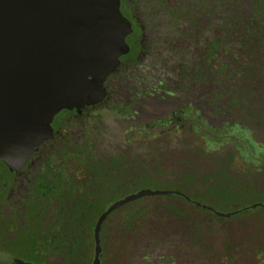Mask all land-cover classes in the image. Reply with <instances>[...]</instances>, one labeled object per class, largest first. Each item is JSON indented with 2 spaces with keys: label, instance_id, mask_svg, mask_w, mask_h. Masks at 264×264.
<instances>
[{
  "label": "flooded vegetation",
  "instance_id": "obj_1",
  "mask_svg": "<svg viewBox=\"0 0 264 264\" xmlns=\"http://www.w3.org/2000/svg\"><path fill=\"white\" fill-rule=\"evenodd\" d=\"M120 8L128 49L102 98L18 167L0 159V264H255L211 218L212 197L196 198L226 149L208 151L192 126L264 128V0ZM146 177L160 187L136 188Z\"/></svg>",
  "mask_w": 264,
  "mask_h": 264
},
{
  "label": "water",
  "instance_id": "obj_2",
  "mask_svg": "<svg viewBox=\"0 0 264 264\" xmlns=\"http://www.w3.org/2000/svg\"><path fill=\"white\" fill-rule=\"evenodd\" d=\"M130 31L120 0H0V159L9 168L102 98Z\"/></svg>",
  "mask_w": 264,
  "mask_h": 264
},
{
  "label": "rangeland",
  "instance_id": "obj_3",
  "mask_svg": "<svg viewBox=\"0 0 264 264\" xmlns=\"http://www.w3.org/2000/svg\"><path fill=\"white\" fill-rule=\"evenodd\" d=\"M192 130L195 132L202 131L203 135L208 132V135L203 136L204 146L208 151H211L216 146L227 145L229 149L224 147L227 161L234 157V154H237L254 170H264V140L258 145L254 138L249 136L247 129L244 130L241 126L224 125L216 129L208 128L204 130L201 125L195 124L192 126ZM262 135L264 137V133ZM239 156L235 157L232 164L237 171L244 167V162ZM227 161H220V163L223 164ZM141 164L147 165L151 164V162L144 160ZM209 166L211 167L210 164ZM254 174L255 172L250 170V175ZM194 175L193 172L188 173L184 178L191 181ZM224 177L222 175L220 181L209 186L204 191L201 189L200 193L202 195L196 196V198H198V201L206 202L207 196L216 195L211 202V207L214 210L213 213L209 212L211 218L213 220L221 219L226 222L228 226L225 227V230H230V234L234 235L233 237L236 238V241L237 238L241 237V242L247 245H244L243 248L249 247L247 248L248 254L256 256L255 264H264V187L253 184V181L248 178L246 180H237ZM254 183H257V181L255 180ZM201 184L192 183L197 189L201 188ZM134 185L136 188L155 189L160 187L159 183L151 177L137 180ZM253 186L258 187L253 189ZM253 204H257V206L253 207ZM236 244L241 243L237 242ZM3 260L5 262L9 261L7 255L2 254L1 261Z\"/></svg>",
  "mask_w": 264,
  "mask_h": 264
},
{
  "label": "trees",
  "instance_id": "obj_4",
  "mask_svg": "<svg viewBox=\"0 0 264 264\" xmlns=\"http://www.w3.org/2000/svg\"><path fill=\"white\" fill-rule=\"evenodd\" d=\"M250 127L253 131V134L252 135L249 134V136L254 138V141L258 145L261 144L262 141L264 140L263 139L264 137L262 135L264 133V128L262 127V124L259 125V129L255 128L254 125L250 126ZM224 147L226 149H229V147H227V145H225ZM236 156H239V155L234 154V157H231L230 159H228V161L225 159L226 152H225L224 156H220L216 160H214L215 156L211 157L212 162H214L215 164L212 167L213 168L212 171L208 173V177L212 175L209 178V180H211V182L209 183V186L216 184L218 181H220V179H222V175H224L226 178H229V179L235 178L237 180H246V178H248V179H251L253 181L252 182L253 184L264 187V170H262V171L254 170V168H252L249 164H247L243 160L242 157L239 156L244 162V167L241 170L237 171L233 168V165H232ZM219 159H220V161H227V162L221 164ZM250 170H251V172H255V174L250 175ZM247 174H248V176H247ZM217 179H219V180H217ZM255 180L257 181V183H254ZM258 186H253V189L254 188L256 189V187H258ZM216 193H217V191H216ZM210 197H212L211 199L213 201V198L216 197V195L211 194ZM256 206H257V204H256Z\"/></svg>",
  "mask_w": 264,
  "mask_h": 264
}]
</instances>
